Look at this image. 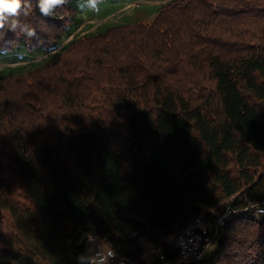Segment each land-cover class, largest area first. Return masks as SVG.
<instances>
[{
  "label": "trees",
  "instance_id": "trees-1",
  "mask_svg": "<svg viewBox=\"0 0 264 264\" xmlns=\"http://www.w3.org/2000/svg\"><path fill=\"white\" fill-rule=\"evenodd\" d=\"M71 1L0 15V52L55 50L0 70V264H87L90 232L137 261L220 204L190 264H264V0H168L57 50Z\"/></svg>",
  "mask_w": 264,
  "mask_h": 264
},
{
  "label": "built area",
  "instance_id": "built-area-1",
  "mask_svg": "<svg viewBox=\"0 0 264 264\" xmlns=\"http://www.w3.org/2000/svg\"><path fill=\"white\" fill-rule=\"evenodd\" d=\"M256 210L258 215H264V207L257 206ZM235 212V208L226 205L211 216L194 217L173 236L163 237L158 242L149 241L137 261L117 254L90 232L87 264H190L213 251L226 221Z\"/></svg>",
  "mask_w": 264,
  "mask_h": 264
},
{
  "label": "rangeland",
  "instance_id": "rangeland-1",
  "mask_svg": "<svg viewBox=\"0 0 264 264\" xmlns=\"http://www.w3.org/2000/svg\"><path fill=\"white\" fill-rule=\"evenodd\" d=\"M168 0H72L71 5L75 14L73 19L80 22V25L56 48H61L67 41L86 33L93 32L107 25L122 22L142 20L150 22L162 3ZM72 26V25H71ZM71 28V27H70ZM55 50L45 53H37L20 45L14 52H0V70L6 73H16L23 69L30 68ZM224 204L213 208L212 214L223 210ZM149 241L142 239L145 248Z\"/></svg>",
  "mask_w": 264,
  "mask_h": 264
},
{
  "label": "clouds",
  "instance_id": "clouds-1",
  "mask_svg": "<svg viewBox=\"0 0 264 264\" xmlns=\"http://www.w3.org/2000/svg\"><path fill=\"white\" fill-rule=\"evenodd\" d=\"M61 3H63V0H41L40 7L42 11L47 12L49 8ZM19 8V0H0V15L8 13L14 16Z\"/></svg>",
  "mask_w": 264,
  "mask_h": 264
}]
</instances>
